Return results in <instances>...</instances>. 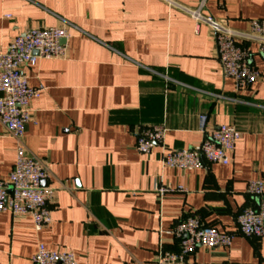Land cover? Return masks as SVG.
<instances>
[{
  "label": "crops",
  "instance_id": "0c3cea01",
  "mask_svg": "<svg viewBox=\"0 0 264 264\" xmlns=\"http://www.w3.org/2000/svg\"><path fill=\"white\" fill-rule=\"evenodd\" d=\"M191 9L200 0H175ZM206 12L246 32L264 20V0H205ZM10 16V17H9ZM64 28L69 55L23 69L41 96L31 103L25 144L49 168L56 189L52 223L38 231L29 216L0 214V264H33L39 246L70 251L77 264H157L179 252L171 232L196 216L236 233V217L257 200L248 182H264V56L259 80L237 92L224 78L212 30L162 0H0V53L25 31ZM207 129L241 133L228 166L181 170L162 164V149L136 150L137 136L166 128L169 150L199 145ZM16 162V142L0 122V180ZM187 193L159 197L158 183ZM188 264H264V239L237 233L230 247L199 246Z\"/></svg>",
  "mask_w": 264,
  "mask_h": 264
},
{
  "label": "built area",
  "instance_id": "2783aa9c",
  "mask_svg": "<svg viewBox=\"0 0 264 264\" xmlns=\"http://www.w3.org/2000/svg\"><path fill=\"white\" fill-rule=\"evenodd\" d=\"M162 1L190 16L197 30L202 24L212 30L224 78L233 81L237 92L249 89L259 80L260 73L251 63L252 53L246 44H256L264 56V20H251L248 31L240 32L206 12L205 0H200L196 9L175 0ZM68 38L64 28L29 29L0 53V122L16 142L14 169L7 180H0V214L10 212L13 219L29 216L38 231L52 223L51 203L56 189L46 185L51 178L50 170L30 155L24 141L26 128L32 122L31 103L41 96V90L29 86L23 69L35 66L41 59H66L69 47L64 41ZM199 132L204 135L199 145L188 150H169L165 146L166 128L147 127L137 136L136 150L146 155L160 147L162 164L166 168L195 170L207 164L228 166L241 139L240 131L227 125L209 131L207 117L201 116ZM154 190L159 197L187 193L183 187L174 188L162 181ZM247 193L257 200V205L237 215L236 233L220 232L204 225L198 217L190 216L179 221L171 232L180 239L179 252L161 250L157 264H188L187 257L199 246L230 247L237 233L247 238L264 239V182L260 179L249 181ZM32 263L77 264V261L73 252L51 250L41 244Z\"/></svg>",
  "mask_w": 264,
  "mask_h": 264
},
{
  "label": "water",
  "instance_id": "95a60500",
  "mask_svg": "<svg viewBox=\"0 0 264 264\" xmlns=\"http://www.w3.org/2000/svg\"><path fill=\"white\" fill-rule=\"evenodd\" d=\"M211 15V14H210ZM212 16V15H211ZM213 17V16H212ZM213 18H215V17H213Z\"/></svg>",
  "mask_w": 264,
  "mask_h": 264
}]
</instances>
